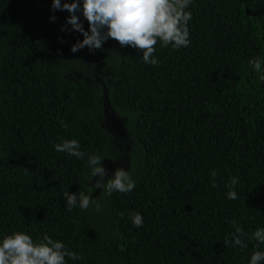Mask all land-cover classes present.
I'll return each instance as SVG.
<instances>
[{
	"label": "trees",
	"instance_id": "obj_1",
	"mask_svg": "<svg viewBox=\"0 0 264 264\" xmlns=\"http://www.w3.org/2000/svg\"><path fill=\"white\" fill-rule=\"evenodd\" d=\"M50 5L0 0V238L47 234L82 257L68 264H248L256 242L225 240L233 220L264 227V81L249 65L264 57V0H192L189 47L158 43L156 66L113 39L72 53L83 36ZM59 138L105 156L104 183L123 168L135 189H95L87 157L56 152ZM80 190L100 212L66 209L63 193Z\"/></svg>",
	"mask_w": 264,
	"mask_h": 264
},
{
	"label": "clouds",
	"instance_id": "obj_2",
	"mask_svg": "<svg viewBox=\"0 0 264 264\" xmlns=\"http://www.w3.org/2000/svg\"><path fill=\"white\" fill-rule=\"evenodd\" d=\"M191 3L192 0H70L64 3L62 0H51L50 10H66L69 13L66 24L71 26L70 30L82 34L83 40L72 45V53L85 47L90 53H94L109 39H113L121 47L137 50L145 64L156 66L159 60L154 53L158 43L162 48L170 46L174 51L189 47L191 41L188 25L192 20V13L188 9ZM55 20L54 15L50 17L51 22ZM85 21L88 30L83 26ZM61 31H65V28L62 27ZM58 39L61 43L64 42L62 37ZM249 65L253 71L261 74L259 78L264 81V57L251 59ZM61 124L64 126L63 121ZM59 140L60 142L52 146L56 152L81 160L87 157L89 182L99 177L95 182V189H101L107 196L113 193L129 194L135 189L136 182L130 171L117 168L104 183L108 176L102 164L105 156L85 153L77 139ZM216 175L215 171L211 172L213 181ZM236 184V178L229 181V190L226 193L228 200L238 199ZM215 186L213 182V187ZM63 198L69 212L73 209L81 212L90 209L97 213L101 211L98 200L92 199V195L84 190L77 193L64 192ZM130 219L135 228L143 227L144 219L139 212L130 213ZM231 223L235 231L231 233V240H225V244L247 248L245 239L254 240L255 250L249 254L248 264H264V227H258L249 234L235 220ZM81 258L77 252L68 250L63 241L53 240L47 234L39 242L23 231H15L0 238V264H68V260L78 261Z\"/></svg>",
	"mask_w": 264,
	"mask_h": 264
},
{
	"label": "rangeland",
	"instance_id": "obj_3",
	"mask_svg": "<svg viewBox=\"0 0 264 264\" xmlns=\"http://www.w3.org/2000/svg\"><path fill=\"white\" fill-rule=\"evenodd\" d=\"M97 85H100L99 82H97ZM104 126L108 131H110L113 137H116L115 132L118 129V122L112 113L105 115ZM109 169L110 167L108 166V170Z\"/></svg>",
	"mask_w": 264,
	"mask_h": 264
}]
</instances>
